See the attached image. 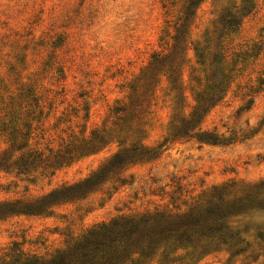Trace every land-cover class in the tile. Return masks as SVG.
<instances>
[{"label": "rangeland", "instance_id": "374dc122", "mask_svg": "<svg viewBox=\"0 0 264 264\" xmlns=\"http://www.w3.org/2000/svg\"><path fill=\"white\" fill-rule=\"evenodd\" d=\"M187 1L0 0V83L9 95L20 93L19 88L34 90L28 101L34 105L32 99H38L41 112L32 115L29 145L43 155V162L29 174L0 172V202L32 201L82 181L122 146L163 145L158 159L124 168L86 199L58 205L51 215L1 221L0 258L11 254L15 243L25 253L48 258L96 224L156 210H185V204L214 185L264 179V87L253 94L252 108L238 113L251 99L249 86H258L257 79L264 78V0H203L178 57L184 102L177 104L167 78L159 75L132 119L130 86L146 72L154 54L173 52L176 24L182 23ZM224 17L242 21L240 31L226 43L231 51L227 61L240 55L237 67L244 69L203 128L236 142L166 143L174 119L187 116L195 105L190 77L196 75L204 83ZM198 44L205 50L204 65L196 58ZM256 44L263 48L259 58L245 57ZM95 131L106 132L99 152L75 155L69 165L52 168L55 153L61 149L63 155L73 136L90 140ZM230 223L249 243L245 253L222 246L198 257V262L186 263L264 264V209L250 210ZM146 264L159 263L156 259Z\"/></svg>", "mask_w": 264, "mask_h": 264}, {"label": "trees", "instance_id": "16d2710c", "mask_svg": "<svg viewBox=\"0 0 264 264\" xmlns=\"http://www.w3.org/2000/svg\"><path fill=\"white\" fill-rule=\"evenodd\" d=\"M202 1H187L180 19L182 23L176 24L173 52L169 55L154 54L146 72L132 82V119L139 115L138 109L147 101L153 84L158 83L156 81L159 75L167 78L171 91L176 93L177 104L184 102L183 64H178V57L184 52L189 25ZM220 24L218 49L212 54L211 68L204 83L196 75L190 77L195 105L187 116L174 119L166 143L196 141L201 145H230L236 142L235 138H226L217 130L203 128L208 114L224 101L237 75L244 69L237 67L240 55H234L237 59L231 58L230 63L227 61L231 51L226 43L232 34L240 31L242 21L224 17ZM251 50L252 52L244 54L245 57L257 60L263 48L261 44H256ZM194 51L198 63L204 65V48L198 44ZM245 61L246 58H243V62ZM257 83L256 87L249 86L247 96L251 99L238 113L249 111L254 105L252 96L262 91L264 78L259 77ZM194 84L198 86V90H195ZM18 90L20 93L9 95L11 93L8 92V87L0 83V172L20 176L35 171L43 162V155L35 154L29 145L35 122L32 115L38 111L40 114L41 105L37 102L38 99H32L36 102L34 105L28 101L30 96L35 95L34 90ZM124 111L127 112V109ZM104 134L105 131H95L90 140H79L73 136V140L64 147L63 155L61 149L58 153L50 149V153L56 154L52 168L69 165L75 155L86 156L99 152L106 144ZM162 146L158 149L140 144L122 146L97 171L82 181L64 184L32 201L0 202V222L18 215H51L53 208L58 205L86 199L124 168L158 159ZM185 206V210H156L96 224L65 249L48 258L25 253L15 243L12 253L0 258V264H146L156 259L159 264H188L186 261L198 262V257L222 246L236 247L238 253H245L250 245L230 222L234 217L250 210L264 209V179L249 184L228 181L214 185L193 203Z\"/></svg>", "mask_w": 264, "mask_h": 264}]
</instances>
